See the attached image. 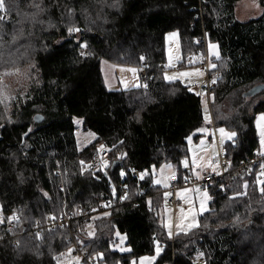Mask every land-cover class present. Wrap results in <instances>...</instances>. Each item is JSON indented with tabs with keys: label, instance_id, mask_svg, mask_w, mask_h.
Here are the masks:
<instances>
[{
	"label": "trees",
	"instance_id": "1",
	"mask_svg": "<svg viewBox=\"0 0 264 264\" xmlns=\"http://www.w3.org/2000/svg\"><path fill=\"white\" fill-rule=\"evenodd\" d=\"M240 1L5 0L8 11L0 12L5 17L0 21V264H58L72 250L96 257V264H131L157 248L163 251L154 264H195L199 257L204 264H264L259 169L249 178L231 175L228 185L223 180L208 185L210 211L200 216L197 228L174 237L163 224L165 193L154 175L172 165L179 184L194 177L182 165L189 138L205 126L201 94L164 79L170 33L179 36V68L192 65V54L204 55L205 47L195 42L204 34L219 46V56L211 57L217 80L207 105L214 127L236 136L226 143L225 156L219 149L218 154L233 168L260 153L255 120L264 114V92L243 94L264 84V0H256L262 15L244 22L236 17ZM70 27L80 31L70 34ZM145 60L149 69L142 86L108 88L104 61L140 67ZM37 114L42 123L34 121ZM76 119L96 135L82 152ZM102 146L109 150V167L88 171L92 154ZM106 201L110 208L98 212ZM79 210L81 218L70 225H46L50 217H72ZM15 215L17 226L9 231ZM117 233L125 238L124 252L116 249ZM76 246L82 247L79 252ZM87 259L79 264H89Z\"/></svg>",
	"mask_w": 264,
	"mask_h": 264
},
{
	"label": "rangeland",
	"instance_id": "2",
	"mask_svg": "<svg viewBox=\"0 0 264 264\" xmlns=\"http://www.w3.org/2000/svg\"><path fill=\"white\" fill-rule=\"evenodd\" d=\"M262 13L263 9L256 0H241L237 4L236 17L239 21L244 22L258 18L262 15ZM163 66L165 68L164 79L166 81H181L184 85H188L191 91L201 94L202 96L205 126L201 128L203 131H201V129L197 130L189 139V151L190 158L196 163L200 159L201 155L208 154L204 163L201 165L202 167H212L215 162L219 161L217 150L219 149V152L225 156L226 143L232 141L236 135L231 138H229L226 134L222 136L220 132L221 128L225 130V133H231L232 131L226 129L225 127L216 128L212 123L210 109L207 105L204 94L201 92L202 87L206 85L207 75L198 68L196 65V59H194L191 66L187 65L183 68H179L178 63L172 64L169 60H167ZM130 69H136V71L132 72ZM102 72L105 77V82L110 89H131L142 86L140 67L115 65L104 61L102 64ZM181 73H187L188 75H181ZM0 82H2L1 77ZM75 124L77 127L75 132L77 148L79 152H82L88 145L95 141L96 135L91 131L83 130L81 119H76ZM255 125L259 136V152L264 154V144L261 142V133L264 131V114L257 115ZM213 132H215L216 135L214 138L212 137ZM197 135L199 136L196 137ZM81 164L85 165L83 161ZM109 164L110 161L106 163V167H109ZM162 167L155 170L154 175L158 174L155 178L163 176L166 169ZM212 171L217 172L216 168ZM257 178L258 183L261 185L264 182V173L259 172ZM92 229V226H88V230L91 233L93 232ZM117 237L119 238V244L118 247L116 246V249L120 252L126 251L125 238L121 235H117ZM80 261V257L74 254L72 250L68 252L65 251L59 259L58 264H79ZM202 264H204V260Z\"/></svg>",
	"mask_w": 264,
	"mask_h": 264
},
{
	"label": "built area",
	"instance_id": "3",
	"mask_svg": "<svg viewBox=\"0 0 264 264\" xmlns=\"http://www.w3.org/2000/svg\"><path fill=\"white\" fill-rule=\"evenodd\" d=\"M196 44L203 45L206 49L209 40L207 38V34L197 38L195 40ZM194 59H196V65L200 68L201 71L205 72L207 75L206 79V85L202 87L201 92L204 94L205 99L207 100V103L211 101V89L216 85V76L212 75L213 70V61L211 59V56L208 54H204L203 56L199 57L196 54H192L189 58V63L193 64ZM149 69V62L145 60L142 65L140 66V73L141 76H146L147 71ZM215 81V82H213ZM219 155V161L217 162V172L214 171H206L203 172L199 178L195 177H189L185 179L181 184L178 183V174L177 171H167V169L164 171L163 176H159L158 178H155V183L159 185L162 188V191H167L168 189L171 193L175 192L177 189L181 187H199L202 189L207 188L208 185H210L212 182L216 181H224L225 185H228L230 182H232L231 175H234V177H240V178H249L253 175L256 169H259L260 173H264V154L258 153L255 157L242 162L241 164L237 165L236 167L231 168V164L226 161L225 158H223L220 153ZM109 161V150L107 147L102 146L97 151H95L92 154V159L90 161V164L88 166V171L95 172V171H105L106 170V163ZM189 171V169L187 170ZM59 175V173H58ZM134 176L139 178L140 174L138 172H134ZM155 176H158L155 175ZM160 178V179H159ZM119 187L123 190V192L126 193V189L123 185H119ZM59 188L61 190H64V185L60 184ZM167 203L170 205H175L177 203L176 198L171 196ZM111 203L109 201L102 202L100 204V207L98 209V212L105 211L108 208H110ZM1 211V206H0ZM95 210H90L89 212H94ZM15 218L10 220L7 229L9 231H13L17 226L18 216L15 215ZM80 219L81 218V211L77 212L72 217H65V218H56V217H50L46 225L49 226V228H58L70 225L73 219ZM81 246H76L75 251L79 252L81 249ZM81 259H87L86 254H80L78 255ZM96 257H91L87 259V262L89 264H96ZM203 259L198 258L195 264H202Z\"/></svg>",
	"mask_w": 264,
	"mask_h": 264
},
{
	"label": "crops",
	"instance_id": "4",
	"mask_svg": "<svg viewBox=\"0 0 264 264\" xmlns=\"http://www.w3.org/2000/svg\"><path fill=\"white\" fill-rule=\"evenodd\" d=\"M215 45L216 47H210ZM204 54L216 57V53L219 54V46L217 44L208 43ZM180 51V41L177 33H170L166 36V54L167 60L172 64L180 63L182 61ZM198 56V55H197ZM202 55H199L201 57ZM190 64V63H189ZM199 68V67H198ZM200 69V68H199ZM215 132H213L212 137L214 138ZM216 143V142H215ZM190 149V148H189ZM208 154H203L196 163L189 157L183 161L184 170H188L192 173L195 178H199L203 171L213 170L216 168V162L212 167H202L201 164L204 163L206 156ZM187 162V165L185 164ZM162 168L167 169V171H174L175 168L172 165H164ZM163 191L165 194V205L162 210L163 224L165 230L169 237H174L176 235L190 232L191 230L199 226L200 216L210 211V196L207 190L199 187H181L175 192L171 193L168 189ZM205 193L207 194L205 196ZM175 197L177 203L175 205H170L167 200L170 197ZM159 249V252H157ZM155 254L152 256H143L139 259H135L131 264H154L157 258L162 254V248H157ZM148 258V259H142Z\"/></svg>",
	"mask_w": 264,
	"mask_h": 264
},
{
	"label": "snow or ice",
	"instance_id": "5",
	"mask_svg": "<svg viewBox=\"0 0 264 264\" xmlns=\"http://www.w3.org/2000/svg\"><path fill=\"white\" fill-rule=\"evenodd\" d=\"M36 8H39L40 6H39V4H35L34 5ZM42 10V9H41ZM8 11V9H7V6H6V3H5V0H0V12H4V13H6ZM5 19V17L4 16H0V21H2V20H4ZM78 31H80V29L79 28H75V27H70V28H68V32L71 34V33H73V32H78ZM82 47H87V45L86 44H83V45H81ZM210 47H213V48H215L216 46L215 45H211ZM216 55H217V57L219 56V54L218 53H216ZM213 67H215V65H213ZM130 71H132V72H135L136 71V69H130ZM181 75H188L187 73H181ZM213 82H215V81H213ZM145 87H146V85H145ZM4 93H3V90H2V88H0V96H2ZM201 131H203V129H201ZM220 132H221V134H222V136L223 135H228V137L229 138H231V137H234L235 135H236V133L235 132H231V133H225V130L223 129V128H221L220 129ZM261 135H262V144H264V131H262V133H261ZM190 139V138H189ZM185 164L187 165V162H185ZM262 167H264V166H262ZM262 191H264V189H262ZM207 194L205 193V196H206ZM13 218H15V217H13ZM11 219V218H10ZM37 235H39V234H37ZM117 235H119V233H117ZM157 252H159V249H157ZM142 259H148V258H142Z\"/></svg>",
	"mask_w": 264,
	"mask_h": 264
},
{
	"label": "water",
	"instance_id": "6",
	"mask_svg": "<svg viewBox=\"0 0 264 264\" xmlns=\"http://www.w3.org/2000/svg\"><path fill=\"white\" fill-rule=\"evenodd\" d=\"M262 92H264V84H259V85H257V86H254L253 88H251V89L248 90L247 92H245V93L243 94V96H244L245 98H251V97H254V96H256V95H258V94H260V93H262ZM34 121H35L36 123H42V122L44 121V117H43V115H41V114H37V115L34 117ZM118 164H119V162L114 163L112 169L115 168V166L118 165ZM81 264H83V263H81Z\"/></svg>",
	"mask_w": 264,
	"mask_h": 264
}]
</instances>
